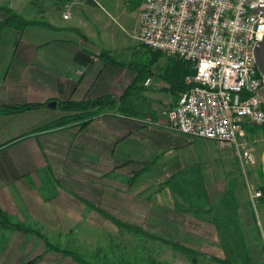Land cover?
<instances>
[{
	"label": "crops",
	"instance_id": "0c3cea01",
	"mask_svg": "<svg viewBox=\"0 0 264 264\" xmlns=\"http://www.w3.org/2000/svg\"><path fill=\"white\" fill-rule=\"evenodd\" d=\"M98 2L50 0L39 19L50 27L0 22V105L41 104L0 114V221L41 233L0 227V264H153L155 239L192 259L202 222L218 237L201 214L222 195L202 177L205 139L165 125L192 67L148 50L138 72L142 0ZM127 87L121 111L39 130L64 114L60 101Z\"/></svg>",
	"mask_w": 264,
	"mask_h": 264
},
{
	"label": "built area",
	"instance_id": "2783aa9c",
	"mask_svg": "<svg viewBox=\"0 0 264 264\" xmlns=\"http://www.w3.org/2000/svg\"><path fill=\"white\" fill-rule=\"evenodd\" d=\"M263 7L264 0H142L139 16L144 46L193 69L189 86L164 112L167 128L230 149L242 168L254 162L245 126L264 124L257 93L263 80L254 57L264 37V15L256 9Z\"/></svg>",
	"mask_w": 264,
	"mask_h": 264
},
{
	"label": "rangeland",
	"instance_id": "374dc122",
	"mask_svg": "<svg viewBox=\"0 0 264 264\" xmlns=\"http://www.w3.org/2000/svg\"><path fill=\"white\" fill-rule=\"evenodd\" d=\"M3 6L13 9L27 19H43L45 14H48L51 4L50 0H0V8ZM2 17L0 11V21ZM148 50L152 51L138 39V50H135L133 55L137 59V64H133V66L137 67L138 72L145 69L146 60L151 56ZM247 136L254 154L252 164L242 168L230 149L220 148L215 142L206 140L203 141L205 144H202L200 148L202 154L200 162L203 167L202 177L209 190L216 188L222 194L233 185V193L240 202L239 220L247 247L250 250L252 264H264V210L258 198L252 196V192L258 189L257 185L263 182V177L259 176V171L261 167L260 156L264 148V133L261 129L254 133H247ZM246 216L248 219L245 218ZM215 236L214 229L209 232L206 229V222H202V235L200 237L202 239L196 238L195 245L202 249L204 254L195 255L192 258L195 259L194 262L187 254L178 253L168 246H160L155 239L152 245V247L154 246L153 264H220L209 257H224L218 243V237ZM148 246L151 248V245Z\"/></svg>",
	"mask_w": 264,
	"mask_h": 264
},
{
	"label": "trees",
	"instance_id": "16d2710c",
	"mask_svg": "<svg viewBox=\"0 0 264 264\" xmlns=\"http://www.w3.org/2000/svg\"><path fill=\"white\" fill-rule=\"evenodd\" d=\"M0 11L3 15L0 22L3 24L12 25L20 29L27 25L33 24H41L49 27L51 26L45 20L27 19L9 7L3 6L0 8ZM152 52H154L155 55L161 53L154 50H152ZM189 73H193V69L189 70ZM188 86V83L185 84L182 87V90H185ZM126 92H128V87L125 88L124 92L119 97L105 95L98 98V103L95 102L96 100H91L89 98L81 100L68 99L60 101L58 103V108L61 109L64 114L57 119L44 124L39 128V130H50L73 124L82 127L89 123L92 119L106 115L107 110L117 107V110L121 111L124 94H126ZM117 104L119 105L117 106ZM40 106L41 104L38 103L0 105V114L22 113L28 110L36 109ZM245 128L247 133L250 134L256 132L257 130H263L264 124L261 126L246 125ZM259 176L263 177L261 167ZM230 187L229 189H226L224 193H222L218 202L212 205L208 210L201 213L204 216V219H208L209 222L214 225L219 237V245L224 254V257L212 256L211 259L220 264H252L250 250L249 247H247L242 225L239 220L240 202L233 193V185ZM257 188L261 191V195L258 197V200L264 210V183L260 182V184L257 185ZM8 226L25 231L35 232L36 234L41 235L39 230L29 228L22 223L12 222L7 218V216L4 215L0 221V227ZM71 253L77 261L83 263L78 255L73 252ZM192 260L193 262L195 261V259Z\"/></svg>",
	"mask_w": 264,
	"mask_h": 264
},
{
	"label": "water",
	"instance_id": "95a60500",
	"mask_svg": "<svg viewBox=\"0 0 264 264\" xmlns=\"http://www.w3.org/2000/svg\"><path fill=\"white\" fill-rule=\"evenodd\" d=\"M258 10H261L264 15V7L256 9V11ZM254 57H255L257 71L263 80V84L258 89L257 93L260 97L262 106L264 108V37L254 47ZM95 102L98 103L99 101L96 100ZM55 106H56V101H50L47 103V107L55 108ZM263 133H264V128H263ZM260 160H261V172H262L263 182H264V148L261 152Z\"/></svg>",
	"mask_w": 264,
	"mask_h": 264
}]
</instances>
